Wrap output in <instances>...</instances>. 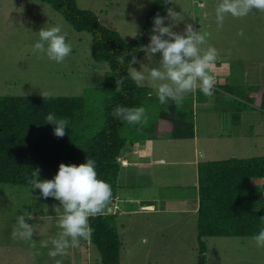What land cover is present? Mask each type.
<instances>
[{"label":"rangeland","instance_id":"rangeland-1","mask_svg":"<svg viewBox=\"0 0 264 264\" xmlns=\"http://www.w3.org/2000/svg\"><path fill=\"white\" fill-rule=\"evenodd\" d=\"M152 1L76 0V3L80 9L92 11L103 26L117 31L125 41H129L136 32L146 28L145 20ZM217 3L218 0H173V5L170 7H173L179 15L174 18V21L166 20L165 26L175 24L173 31L181 34L185 25L189 23L193 24L196 30H200L206 38V43L202 47L216 48L217 60L227 62L231 67L227 84L233 86V94L241 95L239 91H243L241 87L245 85H253L262 90L264 87V11L253 10L249 15L241 18L226 15L223 27L218 28L215 16ZM57 25L61 27V34L66 35V42L72 46V52L61 63L52 61L46 54L34 50L35 43L39 42L38 32L43 27L50 28ZM153 27L154 25H151L150 33ZM241 30L244 35H237ZM149 42L150 36L146 45ZM144 52L143 56L136 58L140 60V63L135 64L134 67L138 71L140 64L158 67L160 54L157 53L151 57L145 50ZM106 72L105 64L95 63L92 59L91 36L85 32H75L48 5L37 0H0V96L84 97L86 95L89 103L99 104L101 98L99 90ZM142 86L151 87V84L146 81ZM221 97L222 100L217 98L209 107L214 109L220 107L227 96ZM259 101L260 97L254 99L253 110H248L257 109ZM244 103L248 104L246 100ZM232 104L233 102L229 101L224 105L226 109L223 114L225 120L223 127L230 129L229 134H234L236 130L243 136L244 130L247 137L261 134V137L253 143V139L247 138L234 146L238 148V152L243 149L242 155L248 158L264 156V114H258V123H248L249 116L246 115L248 113L245 116L240 115V118L236 120L231 116L234 125L229 122L230 116L227 113L234 107ZM201 117V114L197 116L201 132L214 130V127L209 129L204 126V123L200 122ZM217 142L224 149V144H229L230 140ZM223 156L221 155L220 158ZM4 191H21L25 195L27 191L33 190L29 187L19 188L0 184V192ZM170 191H162L160 194L165 198L169 195L176 199L177 192L173 191H187V195H191V191L194 190L189 188L170 189ZM181 196L184 198L183 202H186L188 197L187 200L191 204L193 197ZM21 198L23 200L21 203L27 207L24 199L29 202L30 200L27 196ZM2 200L0 198V201ZM4 200L8 207L5 209L6 214L2 216H16L19 208L17 203L20 202L18 194L11 193ZM33 202V205L36 204L34 199ZM170 204L174 205V202ZM48 212L49 210L42 215V218L52 214ZM58 213L62 214V212ZM152 216L132 215L130 221L126 220V229L127 227L130 229L119 231V237L123 243L120 264H196L197 234L193 217L191 221V218L185 214ZM58 220L55 219L52 222L60 232L62 230L58 227ZM9 232L11 231L5 230L0 225V240H5V235ZM38 234L34 237L36 244L32 248L35 249L32 254L28 250L24 251L26 246H22L23 257L20 260L25 264H57V261L60 264H100L97 251L88 240L82 238L79 246L69 248L71 253L67 249V255L63 257L58 255L51 260L49 256L51 248L49 250L48 247L38 248V246H41V241H48L50 245L54 237L50 232ZM204 242L206 244L205 264H264V247L257 246L251 237H211L205 238ZM68 253H70L69 257Z\"/></svg>","mask_w":264,"mask_h":264},{"label":"trees","instance_id":"trees-1","mask_svg":"<svg viewBox=\"0 0 264 264\" xmlns=\"http://www.w3.org/2000/svg\"><path fill=\"white\" fill-rule=\"evenodd\" d=\"M57 12L75 32L91 36V56L95 63L105 64L107 72L101 84L103 99L102 120L99 126L83 123L78 114L85 111L83 97H10L0 96V184L19 188L29 187L26 177L39 168V178L51 180L59 165H80L87 158L96 162L97 178L109 183L112 192L120 169L117 159L127 146L118 138V130L125 122L113 117V109L122 105L135 107L137 98L147 89L131 79L127 64L120 66L116 56L125 51L143 54L150 36V27L157 13L166 16L163 0H153L146 16V28L129 41L103 26L90 10L80 9L76 0H37ZM125 77L123 91L115 93L116 79ZM223 90L233 92L225 86ZM108 96V97H107ZM198 99V98H197ZM253 103L252 99L248 100ZM258 108L264 112V87ZM245 109H251L245 106ZM54 112L57 118L69 121L65 136L54 135V125L46 116ZM180 135V133H177ZM264 179V156L247 159L203 162L198 165V210L196 220V264L206 262L205 238L252 237L261 227L264 217V186L253 184ZM42 197L40 190L31 191ZM93 231L88 242L100 257V264H120L122 242L117 233L115 216L101 213L89 218Z\"/></svg>","mask_w":264,"mask_h":264},{"label":"crops","instance_id":"crops-1","mask_svg":"<svg viewBox=\"0 0 264 264\" xmlns=\"http://www.w3.org/2000/svg\"><path fill=\"white\" fill-rule=\"evenodd\" d=\"M144 54L143 49V54L136 56V58H140ZM230 68L227 62L223 63L217 60L210 69L216 81L214 96L210 99L197 89L185 94L183 102L179 106L172 100L161 104L155 89L150 86H142L147 89V93L137 98L139 104L135 107L143 106L146 109L148 123L143 128L139 125H129L127 123H124L119 128L118 138L129 144H127L117 159L120 169L116 188L112 192V198L102 212L103 214L107 213L115 216L118 235L120 234L119 231L130 229L129 227L126 229V220L128 221L129 219L130 221L132 215L161 216L185 214L191 218V221L193 217L196 227L198 165L203 162L224 161L231 158H248L242 155L243 149L238 152V148L234 145L237 142H243L247 138L249 140L253 139V143L257 138L261 137V134L258 133L247 137V133L244 130V136L236 130L234 134L230 135V129L223 127L225 121L223 114L226 109L224 105L228 104L229 101L233 102L232 105L234 107L228 112L226 111L230 116L229 122L231 124H234L231 116L236 120L240 118V115L245 116L246 113L249 116L248 123H258V114H264V112L259 108H254L255 110L251 111L245 109V106L250 105L249 107L252 109L254 103L249 104L248 100L259 98L262 90L253 85L242 86L241 89L243 91H239L241 95H235L233 94L234 92L223 90L222 88L225 86L233 88L231 84H227L230 78ZM101 91L100 87L101 98L99 104L89 103L87 96L83 97L85 111L78 114V116L83 119L86 127L90 124H94L91 126H96L97 122L102 120L103 99L106 96ZM222 95L223 97L227 96L224 99L225 103L223 102L222 104L223 107L222 105L216 109L209 107L217 98L222 100ZM245 100L248 104L244 103ZM199 114L202 115L200 122H203V125L209 129L214 127V130H209L206 133L201 132L200 125L197 122ZM97 126L101 127V124ZM177 133H180V135H177ZM216 140H224V142H229L230 140V143L224 144V149H222V145ZM221 155L224 156L220 158ZM175 167L179 168L176 169ZM253 184L264 186V179L254 180ZM189 188L194 190L191 191V195H187V191H173L177 192L176 199L169 195L165 198L160 194V192L170 191V189L185 190ZM11 193L18 194L20 200L17 203V206H19L18 212L16 216H2V214H6L5 209L8 207L4 198ZM181 195L185 198L187 196L193 197L191 204L187 200L188 197L186 202H183L182 199L184 198ZM26 196L30 200L29 202L24 199L27 207L21 203L23 201L21 197ZM0 198L3 199L0 201V225L5 230L11 231L5 235V240H0V264L9 262L12 264H25L20 260L23 257V252H21L23 245L26 246L24 251L28 250L32 254L33 250H35L32 248L36 244L34 237L38 233L40 235L50 232L54 238L57 237L56 232H59V230L54 227L52 220L59 219L62 215L58 212L54 214L56 212L54 206L57 207L58 205L60 207V202L51 197L45 199L39 195H34L31 191H27L25 195L21 191H4L0 192ZM33 199L36 201L34 205ZM173 202L174 205L170 204ZM48 210V213L52 214H47L46 217L42 218V215L47 213ZM21 215L34 228L33 238L24 240V242L23 239L13 236V232L17 230V217ZM46 227H48L47 232L45 231ZM47 247L49 250L50 248L51 250L54 249L51 242ZM38 248H43V246H38ZM69 252L71 253V250ZM70 253H68V257ZM61 256L63 257V255ZM50 259L54 260L51 256Z\"/></svg>","mask_w":264,"mask_h":264},{"label":"clouds","instance_id":"clouds-1","mask_svg":"<svg viewBox=\"0 0 264 264\" xmlns=\"http://www.w3.org/2000/svg\"><path fill=\"white\" fill-rule=\"evenodd\" d=\"M165 5H173V0H163ZM253 10L264 11V0H218L215 8L217 27L222 28L226 15L241 18L249 15ZM179 14L173 7H166V16L159 13L153 18L154 27L151 29L150 42L141 47L148 54L154 56L159 53L161 59L158 67H149L140 64L138 71L134 64L140 63L136 59L135 51H125L116 56L120 66L127 62V69L131 79L137 86H142L146 81L155 89L161 104L168 100L177 106L182 104L185 94L199 89L206 97L212 98L215 91V77L210 69L218 57V51L212 46L203 48L206 43L205 36L194 25H185L183 33L173 31L175 24L165 26L166 20L174 21ZM39 42L35 43L34 50L46 54L57 63H61L72 52V46L66 42V35L61 34L59 25L42 28L39 32ZM137 35V32H136ZM243 36V30L237 33ZM125 77L116 79L115 93L123 91ZM46 95V94H45ZM112 115L129 125H139L141 128L148 123L146 109L140 107H125L118 105L113 109ZM48 124L54 125V135L57 138L65 136V129L69 124L66 118H57L54 112L46 116ZM40 169L32 171L31 178L26 177L33 190L39 189L43 198H54L60 202V207H55L56 212H62L58 220V227L62 230L57 237L51 240L54 249L49 256L67 255V249L79 246L80 239L88 240L93 231L89 218L103 212L106 204L112 198V189L109 183L97 178L96 162L87 158L80 165H65L61 163L57 174L51 179L39 178ZM264 225V217L260 218ZM34 228L26 222L23 215L17 217V230L14 237L31 240ZM259 247H264V227L251 237ZM43 247L48 246V241H41ZM57 264H60L57 261Z\"/></svg>","mask_w":264,"mask_h":264}]
</instances>
